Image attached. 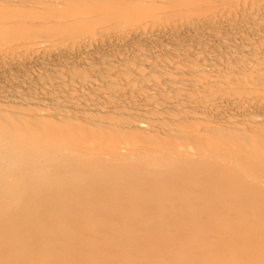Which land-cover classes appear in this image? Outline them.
Masks as SVG:
<instances>
[{"label":"bare ground","instance_id":"bare-ground-1","mask_svg":"<svg viewBox=\"0 0 264 264\" xmlns=\"http://www.w3.org/2000/svg\"><path fill=\"white\" fill-rule=\"evenodd\" d=\"M0 264H264V0H0Z\"/></svg>","mask_w":264,"mask_h":264}]
</instances>
